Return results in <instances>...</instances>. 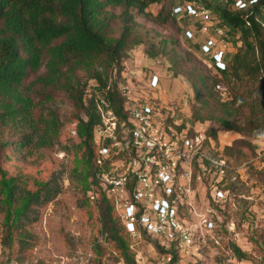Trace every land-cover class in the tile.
Here are the masks:
<instances>
[{"label":"trees","instance_id":"1","mask_svg":"<svg viewBox=\"0 0 264 264\" xmlns=\"http://www.w3.org/2000/svg\"><path fill=\"white\" fill-rule=\"evenodd\" d=\"M163 1L0 0V213L10 247L23 237L19 233L22 219L56 194L54 175L44 178L39 170L27 171L24 162L35 149L48 148L56 136L60 137L64 123L59 112L51 111L48 118L45 105L62 97L71 103L70 122L75 123L77 142L71 147L76 159L74 172L83 163V177L78 182L84 193L96 186L97 198L86 197L87 205L95 201L100 212L99 218L91 210L92 218L102 224L125 263L137 264L130 235L114 203L93 180L94 130L101 123L98 103L108 102L117 116L124 117L117 82L122 61L136 46L149 44L146 53L150 58L170 53L173 70L187 75L193 86L191 121L211 122L243 136L228 150L252 146L248 139H264V0L247 10L231 8L230 0L214 7L206 4L221 25L242 35L238 51L227 56L226 69H215L219 77L207 75L184 60L171 47L172 40L165 38L155 45L154 36L142 29L138 16L159 24L169 20L163 8L158 14L147 11L150 5ZM89 80L97 85L87 98ZM218 84L226 88V94L217 89ZM211 132L206 130L216 141L217 131ZM153 240L159 253H167L157 239ZM233 250L239 259L248 258L237 245ZM173 258L178 259L176 253Z\"/></svg>","mask_w":264,"mask_h":264},{"label":"rangeland","instance_id":"2","mask_svg":"<svg viewBox=\"0 0 264 264\" xmlns=\"http://www.w3.org/2000/svg\"><path fill=\"white\" fill-rule=\"evenodd\" d=\"M190 1L193 0H164L147 8V11L153 14H158L163 8L164 13L169 16L166 23L159 24L144 16H138L137 21L144 26L143 30H149V37L154 36L152 41L155 45H159L165 38L172 40L171 47L176 49L184 60L194 63L207 75L219 77L211 67V55L201 50V45L208 37L221 38L219 34L213 35V24L210 23L211 27L203 30L205 32L194 33V36L189 38L186 31L195 30L200 21L187 14L173 12L176 6ZM196 1L206 7V4L212 7L224 5L221 0ZM211 13L214 18H218L214 11ZM227 28L230 44L226 45L225 49L227 53H236L243 43L241 32L228 26ZM148 45L141 44L128 51L127 57L121 63V77L127 73L130 76L134 74V77H137L135 73L146 76L152 72L156 73L161 78L160 89L156 94L163 102L181 103L187 112L184 115L190 125L202 131L208 130L210 134L212 130H216L217 140L210 143L208 151L217 157L222 156L227 161L225 168L215 167L214 178L213 172L201 175L193 196L191 223H197L196 213L206 212L209 217L215 219L216 235L214 238L203 236V241L198 239L191 254L179 256L176 264H264V139H248L252 146H241L230 151L227 148L232 147L235 140L243 138L240 133L225 131L211 122L193 123L187 118V115H191L194 99L189 77L173 70L170 53H161L150 58L146 53ZM117 68L114 69L113 75ZM133 81L141 88L142 84H146L144 79L138 81L134 78ZM96 85L95 80L88 81L85 97L92 96ZM96 92L99 96L100 92ZM100 103L101 101L98 104ZM51 111H58L60 121L64 123L60 137L56 136L52 146L48 148L35 149L28 156L29 161L24 163L27 164V171L39 170L44 178L54 175L56 194L49 203L34 207L29 218L22 219L19 233H22L23 237L18 238L11 247L3 224V214L0 213V264H126L117 252L114 242L103 232L102 224L92 218L91 210L95 211L94 214L99 218L100 212L95 201L87 205L86 197L89 193H84L78 182V178L83 177V163L78 166L76 173L74 172L76 159L71 147L73 141L77 142V137L75 123L70 122L72 105L61 97L60 101L45 105L48 118L51 117ZM39 157L44 159L39 160ZM221 170L224 171L220 172ZM216 187L227 189L228 193L217 207L210 204L213 202L212 193ZM208 208H211L210 211ZM233 245H237L248 258L239 259ZM137 247L146 264L158 262L161 253L155 247L151 236L143 234ZM132 251L138 264V252Z\"/></svg>","mask_w":264,"mask_h":264},{"label":"built area","instance_id":"3","mask_svg":"<svg viewBox=\"0 0 264 264\" xmlns=\"http://www.w3.org/2000/svg\"><path fill=\"white\" fill-rule=\"evenodd\" d=\"M221 1L227 3L229 0ZM230 2L233 9L247 10L258 0ZM212 11L193 0L176 6L173 12L200 21L195 30L186 31L189 38L194 33L205 32L211 27L209 24H213V35L219 34L221 38L208 37L201 50L211 55V67L225 70L229 54L225 47L230 44L228 28L213 17ZM247 17L245 15L246 20ZM135 76L123 74L117 82L118 92L123 97V118L114 113L108 102L98 105L101 123L94 130L96 168L93 180L114 203L130 235V248L138 252L143 234L151 236L167 250L156 264H176L174 253L178 257L189 256L198 239L203 241V236L216 235L215 219L206 212L196 213L197 223H191L193 196L201 175L213 172L214 178L215 167L225 168L227 161L208 151L214 139L187 122L181 103L163 102L156 94L161 84L156 73L147 76L135 73ZM134 78L144 79L146 84L137 87ZM216 87L226 92L222 84ZM214 189L212 199L218 205L228 193L227 189ZM89 196L92 200L97 198L94 184ZM136 260L138 264H146L139 252Z\"/></svg>","mask_w":264,"mask_h":264}]
</instances>
